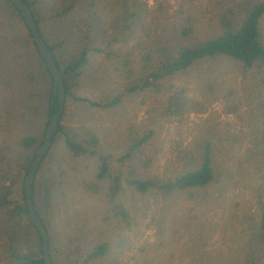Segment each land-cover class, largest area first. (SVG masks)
Listing matches in <instances>:
<instances>
[{
    "label": "trees",
    "instance_id": "16d2710c",
    "mask_svg": "<svg viewBox=\"0 0 264 264\" xmlns=\"http://www.w3.org/2000/svg\"><path fill=\"white\" fill-rule=\"evenodd\" d=\"M23 1L31 10L65 86L56 135L40 163L32 189L35 210L48 234L52 264H98L122 232L135 222L132 209L124 202L128 191L152 201L161 211L162 207L180 208V220L193 228L205 214L207 204L223 192L226 171L218 163L216 143L209 135L201 138L194 148L182 145L180 139H172L168 165L173 173L166 174L163 163L166 136L170 131H181L188 118L189 92L209 86L211 64L222 58L234 64L244 103L256 111L250 124L258 127L250 133H262L264 0H175L172 13L165 5L157 8L159 32L149 38L139 35L129 47L125 45L132 33L153 8L149 0H116V5L121 1L122 13L112 22L113 29L105 44L79 45L72 52L68 51L66 40L51 30L48 21L68 20L79 0H64L44 12L40 0ZM95 53L103 54L109 61L123 87L122 92L103 103L79 94ZM6 56L10 60L2 62L1 58ZM51 84V75L20 11L10 0H0V101L9 102L7 114H0V264H42L41 238L28 219L24 180L43 142L50 116L59 107L57 96L52 104ZM125 95L140 100L143 115L131 121L123 119L116 126L118 153L112 156L102 150L95 128L70 123L68 107L79 103L115 111ZM235 97L229 88L223 102L237 114ZM42 116L45 122L37 137L32 133L33 120ZM24 133L27 134L20 140ZM61 138L68 168L58 164L55 154L54 146ZM255 149L264 151V135ZM81 158L93 159V177L73 178L77 177L76 161ZM260 161L263 169L264 156H260ZM71 179L77 181V191L99 205L67 228L66 236L61 237L51 224L52 215L57 193L65 195ZM236 197L232 201V220L224 227L227 238L222 264H264V200L254 207L251 200ZM17 217L36 233L39 250L30 243L17 250L11 243L2 242ZM104 226L109 227L110 234L102 239ZM96 229L100 241L90 248L87 237ZM193 264L211 263L199 258Z\"/></svg>",
    "mask_w": 264,
    "mask_h": 264
},
{
    "label": "rangeland",
    "instance_id": "374dc122",
    "mask_svg": "<svg viewBox=\"0 0 264 264\" xmlns=\"http://www.w3.org/2000/svg\"><path fill=\"white\" fill-rule=\"evenodd\" d=\"M62 1L64 0H40L42 12L60 5ZM158 2L155 4V0H149L153 12H150L139 28L132 33L126 47H129L132 40H136L139 35L149 38L159 32L160 13L156 11L157 8L161 9V6L165 5L171 13L176 8L175 0ZM161 2L163 3L160 5ZM115 3L116 0H79L68 20L61 23L50 20L49 27L55 35H60L66 40L70 52L79 45L102 47L111 35L112 22L122 13L121 1L120 4ZM22 35L21 32V37ZM9 60L8 56L1 58L2 62ZM211 72L213 74L209 86L205 88L200 86L189 92L188 118L180 132L170 131L166 136L163 163L167 167L166 174H172V168L168 165V149L172 139H180L182 145L194 148L201 138L210 135L216 143L215 156L218 163L226 171V185L223 192L213 193L216 195L207 204L205 214L200 217V221L193 224L192 228L184 225L180 220L182 217L180 208L162 207L161 211L152 201L128 191L124 202L132 209L135 222L130 229L122 232L111 250L98 264H193L199 258L211 264H222L227 238L224 227L233 217L232 201L239 196L241 199L251 200L254 207H258L257 202L264 200V168L260 167V156H264V151L255 149L264 135V129L258 135L250 133L258 127V124H250L255 120L256 111H252L244 103L241 82L234 64L226 58L217 59L211 64ZM229 88L236 95L234 102L237 104V114L229 111L223 102V97L228 93ZM122 90V82L112 70L109 61L103 54H93L79 94L103 103L111 95ZM8 109L9 102L1 100L0 114H7ZM68 111V119L73 126H91L96 129L102 150L112 156L118 153L119 136L116 135V126L123 119L131 121L143 115L140 100L130 95L122 98L121 105L115 111L79 103L69 105ZM44 122L45 116L40 119L35 117L33 120L35 128L32 129V133L37 137L40 135L39 127ZM26 134H22L20 140ZM44 135L45 133L43 139ZM62 139L54 146L55 154L58 156V164L68 168L66 163L68 156ZM262 163L264 166V161ZM75 166L77 177L73 178L95 175L92 158L78 159ZM71 180L66 184L65 195L57 193V206L52 215L51 224L61 237L66 236L67 228L85 218L99 205L86 194L77 191L75 188L77 181ZM24 222L22 218H14L10 234L4 237L2 242L11 243L17 250L30 243L35 250H39L36 233L29 230ZM97 230L88 234L90 248L100 241ZM102 234V239L109 236L108 226H104Z\"/></svg>",
    "mask_w": 264,
    "mask_h": 264
},
{
    "label": "water",
    "instance_id": "95a60500",
    "mask_svg": "<svg viewBox=\"0 0 264 264\" xmlns=\"http://www.w3.org/2000/svg\"><path fill=\"white\" fill-rule=\"evenodd\" d=\"M16 8L20 11L22 18L24 19L30 35L34 41V44L40 54L42 60L44 61L50 75L52 78V104L54 96H57L59 107L55 113L50 116L49 123L44 135L43 142L37 151L34 159L32 160L24 180V199L27 207L28 219L30 223L34 226L41 238V251H42V264H52L49 251H48V234L46 228L44 227L39 215L37 214L32 198L33 181L37 170L42 162L45 154L52 145L53 139L56 135L57 126L59 122L60 115L63 111L64 101H65V86L61 72L59 71L55 59L42 38L39 29L36 25L34 17L31 13L30 8L23 0H10Z\"/></svg>",
    "mask_w": 264,
    "mask_h": 264
}]
</instances>
